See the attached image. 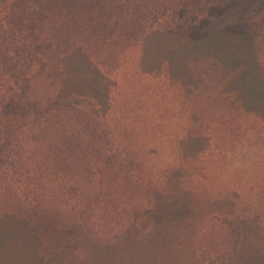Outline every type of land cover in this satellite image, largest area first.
Masks as SVG:
<instances>
[{
    "label": "trees",
    "instance_id": "1",
    "mask_svg": "<svg viewBox=\"0 0 264 264\" xmlns=\"http://www.w3.org/2000/svg\"><path fill=\"white\" fill-rule=\"evenodd\" d=\"M245 1L197 0L200 8L175 9L172 27L149 25L108 70L83 48H71L60 59L55 101L48 106L35 93L43 78L39 56L0 27V143L4 111L17 91L33 105L35 123L53 109L81 107L96 121L97 137L108 142L159 108L175 117L181 162L230 164L234 151L251 142L250 123L260 129L264 152V0L251 8ZM245 6L254 13L248 20L236 14ZM20 47L24 55H17ZM199 99L217 100L224 109L205 112ZM22 165V158L0 150V181L4 174L22 176ZM259 166L262 173L251 179L257 187L251 182L249 191L230 179L220 196L178 189L141 210L122 208L107 225L84 215L62 223L58 216L70 209L65 204L0 212V264H264ZM180 174L181 163L166 182L174 184ZM248 199L252 203L239 205Z\"/></svg>",
    "mask_w": 264,
    "mask_h": 264
},
{
    "label": "rangeland",
    "instance_id": "2",
    "mask_svg": "<svg viewBox=\"0 0 264 264\" xmlns=\"http://www.w3.org/2000/svg\"><path fill=\"white\" fill-rule=\"evenodd\" d=\"M189 3L200 8L197 0H0V27L10 40L27 43L39 56L43 78L36 81L35 93L48 106L55 101L60 59L71 48H83L108 70L149 25L157 21L172 27L175 9ZM245 4L251 8L257 0ZM236 14L246 20L254 15L246 6ZM21 49L17 55H24ZM215 101L199 99V109L218 113L224 107ZM156 109L151 117L139 119L131 133L108 142L104 136L97 137L96 121L81 107L53 109L41 123H35L33 105L15 91L4 111L0 150L22 158V176L12 180L4 174L1 178L0 212L28 204L46 209L65 204L70 209L58 216L62 223L84 215L107 225L122 208L141 210L151 199L178 189L220 196L226 192L228 179L240 190L249 191L251 182L256 186L251 179L262 173L255 168L264 165V152L255 124L246 125L251 142L234 151L230 164L181 162L175 149V117H164ZM180 163V176L168 184L166 178ZM251 201L242 200L239 205Z\"/></svg>",
    "mask_w": 264,
    "mask_h": 264
}]
</instances>
